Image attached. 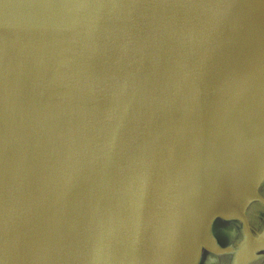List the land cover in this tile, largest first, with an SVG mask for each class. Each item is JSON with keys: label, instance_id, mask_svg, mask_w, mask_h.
<instances>
[{"label": "water", "instance_id": "water-1", "mask_svg": "<svg viewBox=\"0 0 264 264\" xmlns=\"http://www.w3.org/2000/svg\"><path fill=\"white\" fill-rule=\"evenodd\" d=\"M0 264H264V0H0Z\"/></svg>", "mask_w": 264, "mask_h": 264}]
</instances>
